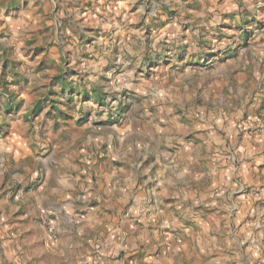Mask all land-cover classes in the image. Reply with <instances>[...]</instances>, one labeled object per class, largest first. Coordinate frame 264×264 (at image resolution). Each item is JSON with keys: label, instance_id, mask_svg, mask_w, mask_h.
Instances as JSON below:
<instances>
[{"label": "clouds", "instance_id": "clouds-1", "mask_svg": "<svg viewBox=\"0 0 264 264\" xmlns=\"http://www.w3.org/2000/svg\"><path fill=\"white\" fill-rule=\"evenodd\" d=\"M203 2L204 8L200 11L193 7L197 0H128L126 6L135 7L132 16L142 21L143 26L130 27L127 16L122 22L114 16L105 17L98 22L107 23L114 31L98 35L83 31V26L77 23L80 11L77 7L69 8L68 0H0V54L15 44L17 55L24 59L20 46L30 39L28 34L36 28L47 27L41 42L52 45L57 67L36 72L32 76L33 85L46 84L53 71L63 70L64 79L71 80L74 87L89 90V95H100V103L87 96L81 102L77 97L75 110L82 109L76 120L80 129L77 139L85 148L99 149L107 143L112 158L126 165L118 169L116 176L105 169L85 170L86 175L82 177L80 167L69 162L74 141L50 145L47 139L39 137L35 138V147L26 149L13 163L9 152L15 149L10 148L8 139L0 132V182L20 185L13 210H18V205L24 201L25 189H29L30 184L33 187L42 185L40 191L34 193L40 204L58 205L54 213L57 219L52 223L53 233L70 234L64 250L48 264H88L89 260L91 264H125L133 251H152L162 245L163 235L172 241L170 256L165 254L168 264H183L184 257L175 245L176 236L150 232L147 228L161 216L169 228L181 229L197 241L208 236L205 226L209 221L203 219L202 209L194 210L191 206L193 203L207 206L206 196L192 180L201 159L207 158L214 143L221 145L215 149L218 155L222 150L227 151L222 147L223 141H217V132L224 129L235 136L236 125L232 120L227 125L223 123V108H227L233 119L239 120L244 105L253 97V88L259 86L257 81L264 80V0H227L226 4L218 0ZM225 10L233 13L235 22L242 25L232 29L230 38L218 35L228 31L225 25L233 23L231 18L222 16ZM88 17L91 23V12ZM239 33H244V40L239 39ZM185 56L197 62L185 63ZM69 63L77 68L78 74L68 71ZM25 68L36 71L27 60ZM237 71L251 73V87L232 83L231 77ZM217 80L227 84V94L211 88V83ZM197 99L201 100L199 105L195 103ZM9 100L10 97L0 90V125H4L5 132L7 125H11L19 139L28 125L13 112L2 110ZM153 108L155 111L150 110ZM27 111L28 105H24L21 116ZM113 116L123 125L118 149L112 143L117 125L104 126ZM183 117H188L187 122ZM197 129H208L211 139L199 146L187 140L186 137ZM21 143L31 144L32 141L23 139ZM170 150L175 151V155ZM252 155L254 153L246 151L239 156V161L243 163ZM225 159L228 173L239 175L233 163L237 154ZM146 160L147 165L144 164ZM261 162L264 158L253 161ZM65 166L71 171H63ZM94 174L95 182L92 180ZM215 174L218 169L213 167L209 173H201L200 178ZM243 186L237 180L232 190L239 191ZM164 194L175 196L176 203L162 212ZM92 201H99V206L90 207ZM129 201L132 204L127 215H118V223L110 225V229L116 230L115 235L106 236L100 231L103 221L97 213L104 205L119 213ZM217 207L231 217L239 204L229 192ZM185 218L195 219L204 231L197 234L193 226L185 227ZM128 223L137 224L136 233L127 230ZM251 228L264 229V220H258ZM93 232L102 238L106 236L101 241L100 247L104 249L101 255L111 259L92 257L83 249L89 237L95 241ZM220 233L225 239L232 237L249 243V250L237 251L233 257L237 264H264V241L261 240L264 232L253 238L250 230L248 240L242 241L239 230L225 223L218 235ZM54 234L49 238H55ZM17 237L18 233H6L0 238V264H29L30 261L45 264L47 249H30L26 247L30 240L20 241ZM180 239L184 240L183 234ZM209 242L216 247L210 238ZM188 248L196 264L199 253L191 244ZM207 250L205 245L200 248L202 252ZM121 252L124 256L117 258Z\"/></svg>", "mask_w": 264, "mask_h": 264}, {"label": "rangeland", "instance_id": "rangeland-1", "mask_svg": "<svg viewBox=\"0 0 264 264\" xmlns=\"http://www.w3.org/2000/svg\"><path fill=\"white\" fill-rule=\"evenodd\" d=\"M220 4H226L227 0H218ZM128 0H68V6L77 7L80 11V19L78 24L83 26L84 32L97 33L98 35H108L114 31L107 23H99L98 21L104 20L105 17H115L117 21H124L127 16V23L130 27H142V21L138 22L132 16L135 12V7H127ZM197 10L203 11V0H197L193 5ZM99 10V11H98ZM92 13V22L89 23L88 13ZM119 13V15H118ZM225 19L231 18L232 24L225 25L228 29L226 32H219L222 38L231 37L233 35V28H240L242 25L234 20V14L225 10L222 13ZM48 31L47 27H40L34 29L28 35L30 39L20 46V53L24 59L17 55V46L10 45L9 49L0 54V90L6 93L10 100L2 106L4 112H13L17 117L22 118L23 122L28 125L23 130L22 136L18 139L12 131L11 125H7L8 131H4V125H0V132L8 139L10 148L9 155L11 161L15 163L20 158L25 150L35 147V138L47 139L51 145L53 142L63 143L67 140L69 143L75 142L73 151L69 157L71 164L78 165L81 169L80 175H86L85 170H109L113 176L119 175L118 169L125 168L126 165L112 158L108 144H102L99 149L93 147H82L81 141L77 139L79 134V127L76 126L77 117L81 114L75 110L77 97L83 102L84 98L95 99L100 103L102 97L100 95H89V90L73 86L71 80H65V72L63 70L53 71L47 78L46 84L33 85L32 76L36 72L48 71L56 68V61L52 55V45L44 44L41 42L44 34ZM70 39V38H69ZM239 39L244 40V33H239ZM67 55H71L68 53ZM25 60L33 65L35 72L25 68ZM185 63H196V60H189L187 56L184 58ZM83 66V65H81ZM68 71L78 74L76 67L68 64ZM11 77V79H9ZM232 83H243L251 87L253 77L248 71H237L231 77ZM258 87L253 88V97L249 98L248 103L244 105V111L239 120L233 119L231 113L226 107L223 108V115L225 125L231 119L233 124L236 125L235 136H231L224 129L217 132V141H223V149L218 155L215 151L220 148L219 143H214L211 149L207 152V158L201 159L200 167L197 169L196 176L193 177L192 183L198 187L199 191L206 196V205L193 203L191 206L195 209H202L203 219L209 221L206 224L208 236L197 241L195 238L189 237L186 232L182 233L181 229L169 228L164 216L158 220H153L147 225L148 230L152 226L153 231L160 234L170 233L176 236L175 245L179 251L184 250L183 264H194V257L188 245L191 244L199 253V260L196 264H236L233 258L237 251L249 250V243L243 242L238 244L232 243L229 239V244L224 240L223 233L220 232L222 226L227 223L230 227H234L247 236L251 230L254 234L253 238L258 236L264 229H254L251 226L258 220H264V162L259 164L253 163L256 158H264V80L257 81ZM207 86V85H205ZM211 88L217 92L223 91L227 94V84L223 81H213ZM45 89V91H41ZM19 90V91H17ZM196 104H200L201 100L197 99ZM24 105H28V111L21 116V110ZM155 111V109H150ZM210 110V109H209ZM187 122L188 117H183ZM115 123L117 131H115L114 139L112 141L115 148H119L120 140L118 137L123 132V125L113 116L111 120L105 123V127H111ZM203 137V139L201 138ZM29 139L31 144H22L21 140ZM191 140L195 145L199 146L210 140V133L208 129H197L195 133L186 137ZM259 149V151H257ZM173 151V150H170ZM187 151V149H185ZM246 151H251L254 155L249 156L245 162L239 161V156L245 154ZM237 154V159L233 163L238 167L239 175H230L227 169L226 157ZM175 155V151H173ZM87 157V158H86ZM27 159V156H24ZM150 160L153 158H149ZM147 165L148 161H144ZM158 167V166H157ZM215 167L218 169V174L205 175L201 180V173H209ZM63 171H71L65 166ZM75 174V173H72ZM146 178V177H145ZM95 174L92 177L95 182ZM223 180V183L220 181ZM239 180L243 184V188L239 191H233L236 181ZM250 181V182H247ZM231 185L232 187H229ZM42 185H29V189H25V199L18 205V210H13L16 205L15 194L18 193L20 185L9 186L7 182H0V238L6 233H18V239L24 241L26 238L31 241L26 247L33 250L47 249L45 257L48 261H54L57 258L58 252L64 250L65 244L69 242L68 233H53L52 223L57 219L55 209L58 207L56 204L41 205L34 193L40 191ZM232 192V199L236 200L239 204L238 209L233 210V215L229 217L226 212L221 211L217 207L219 201L224 200L228 193ZM13 194L11 197L9 194ZM163 204L161 211L165 208L171 209L176 203V197L164 194L161 197ZM99 201H92L90 207L99 206ZM132 202L123 205V211L117 213L115 208L104 205L100 212L97 213L98 217L103 221L100 225V231H103L106 236L115 235V229H110V225L118 223L117 216L127 215ZM47 208L49 211H45ZM177 211H179L177 209ZM86 215V213L84 214ZM91 220V217H89ZM139 222H137L138 224ZM137 224L128 223L127 230L131 233H136ZM185 227L193 226L197 234L204 231L203 228L197 223L195 219L185 218ZM237 226V227H236ZM215 229L216 231H212ZM47 233V235L45 234ZM55 236L50 239L49 237ZM183 234L184 240L180 239ZM95 241L89 237L87 242L83 244V249H87L92 257L100 256L101 259H111V257L102 256L101 253L104 249L100 247L102 239L96 232ZM165 241L162 245L152 251L136 250L133 251L125 260V264H153L154 261L168 264V258L165 254H171L172 241L168 240L167 235H163ZM209 238L215 242L216 247H213L209 242ZM78 239V238H73ZM244 239V238H243ZM264 241V237H261ZM245 241V240H244ZM210 244V245H209ZM202 245L207 247L206 252L200 251ZM77 252L82 253V249H75ZM124 253H120L121 258ZM255 259V253H252ZM44 259V257H41ZM29 264H32L30 261ZM91 264V261H88Z\"/></svg>", "mask_w": 264, "mask_h": 264}, {"label": "crops", "instance_id": "crops-1", "mask_svg": "<svg viewBox=\"0 0 264 264\" xmlns=\"http://www.w3.org/2000/svg\"><path fill=\"white\" fill-rule=\"evenodd\" d=\"M258 222V221H257ZM256 222V223H257ZM237 227V226H236ZM252 230H254V229H252ZM149 231L150 232H153V230H152V226H150V229H149ZM155 232H157V231H155ZM251 234H252V236H254V234H253V232L251 231ZM240 237H241V240L242 241H247L248 240V235L247 236H243L242 237V233L240 234ZM223 238H224V240L227 242V244H229V239H232V237H228L227 239H225V237L223 236ZM244 238V239H243ZM234 242H236V243H238V244H242V242L241 241H237V240H233L232 239V243H234ZM210 245V244H209ZM137 252V251H136ZM241 252V251H240ZM183 254H185V251L184 250H182V251H180V255H182L183 256ZM166 262H168V261H166ZM233 263H236L237 264V261L236 262H233ZM158 264H159V262H158ZM165 264V263H164Z\"/></svg>", "mask_w": 264, "mask_h": 264}]
</instances>
